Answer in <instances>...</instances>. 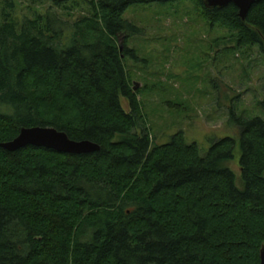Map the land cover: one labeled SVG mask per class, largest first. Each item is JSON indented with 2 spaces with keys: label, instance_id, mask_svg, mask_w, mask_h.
Masks as SVG:
<instances>
[{
  "label": "trees",
  "instance_id": "1",
  "mask_svg": "<svg viewBox=\"0 0 264 264\" xmlns=\"http://www.w3.org/2000/svg\"><path fill=\"white\" fill-rule=\"evenodd\" d=\"M29 1L50 8L20 24L17 0H0V143L42 126L100 148L0 147V264H260L264 117L230 111L236 135L204 155L181 132L153 144L142 119L124 64L139 29L124 15L166 0ZM190 1L264 56V0L245 20L233 4ZM236 145L240 188L227 166Z\"/></svg>",
  "mask_w": 264,
  "mask_h": 264
},
{
  "label": "rangeland",
  "instance_id": "2",
  "mask_svg": "<svg viewBox=\"0 0 264 264\" xmlns=\"http://www.w3.org/2000/svg\"><path fill=\"white\" fill-rule=\"evenodd\" d=\"M48 8L49 3L17 0L14 15L21 24ZM80 13L73 11L70 22ZM124 18L139 29L128 39L131 55L124 64L130 85L138 84L134 92L153 144L167 143L181 132L204 155L215 140L236 135L230 111L236 117H264V56L256 46L239 45L234 33L209 27L190 0L131 6ZM121 105L130 111L126 99ZM239 158L236 145L227 166L238 188Z\"/></svg>",
  "mask_w": 264,
  "mask_h": 264
},
{
  "label": "water",
  "instance_id": "3",
  "mask_svg": "<svg viewBox=\"0 0 264 264\" xmlns=\"http://www.w3.org/2000/svg\"><path fill=\"white\" fill-rule=\"evenodd\" d=\"M258 0H203L207 8H223L233 4L238 10V16L245 20L249 8ZM121 49V47H119ZM134 83L133 90L137 88ZM26 146L50 149L64 154H87L99 150V145L88 140H72L63 131L53 127H22L18 135L8 142L0 143V147L7 151H15ZM260 264H264V244L260 249Z\"/></svg>",
  "mask_w": 264,
  "mask_h": 264
}]
</instances>
